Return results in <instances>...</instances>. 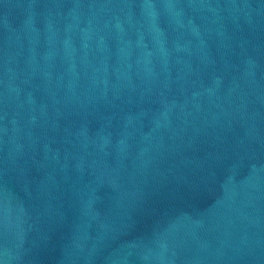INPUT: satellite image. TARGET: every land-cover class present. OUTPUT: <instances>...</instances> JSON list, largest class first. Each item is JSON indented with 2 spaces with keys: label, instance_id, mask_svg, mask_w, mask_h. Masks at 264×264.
Returning <instances> with one entry per match:
<instances>
[{
  "label": "water",
  "instance_id": "obj_1",
  "mask_svg": "<svg viewBox=\"0 0 264 264\" xmlns=\"http://www.w3.org/2000/svg\"><path fill=\"white\" fill-rule=\"evenodd\" d=\"M0 264H264V0H0Z\"/></svg>",
  "mask_w": 264,
  "mask_h": 264
}]
</instances>
